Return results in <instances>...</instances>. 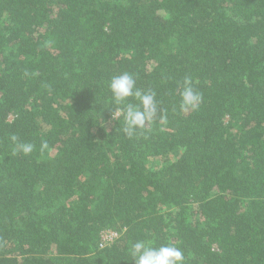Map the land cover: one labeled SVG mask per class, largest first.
<instances>
[{"label": "trees", "instance_id": "16d2710c", "mask_svg": "<svg viewBox=\"0 0 264 264\" xmlns=\"http://www.w3.org/2000/svg\"><path fill=\"white\" fill-rule=\"evenodd\" d=\"M124 72L158 102L132 137ZM137 240L264 264V0H0V264H134Z\"/></svg>", "mask_w": 264, "mask_h": 264}, {"label": "clouds", "instance_id": "9594fccd", "mask_svg": "<svg viewBox=\"0 0 264 264\" xmlns=\"http://www.w3.org/2000/svg\"><path fill=\"white\" fill-rule=\"evenodd\" d=\"M108 88L112 102L116 105L114 111H111V119L122 118L123 132L127 136L132 137L138 129H143L148 122L157 117L158 102L155 99V92L150 90L142 92L136 88L134 74L124 72L111 77ZM180 95L182 110H197L203 99L201 92L193 87L191 79L187 77L183 81V90ZM10 139L15 144L14 153L29 155L35 148L32 143H20L16 135H11ZM47 148V141H42L40 151ZM129 254L134 264H187L181 248L171 243L157 248L150 240H137L131 245Z\"/></svg>", "mask_w": 264, "mask_h": 264}, {"label": "built area", "instance_id": "2783aa9c", "mask_svg": "<svg viewBox=\"0 0 264 264\" xmlns=\"http://www.w3.org/2000/svg\"><path fill=\"white\" fill-rule=\"evenodd\" d=\"M116 234L115 233H104L101 235V242L104 244H111L113 240L115 239Z\"/></svg>", "mask_w": 264, "mask_h": 264}]
</instances>
